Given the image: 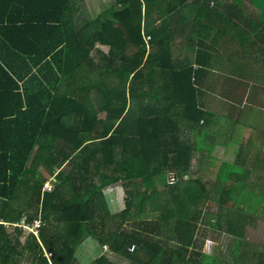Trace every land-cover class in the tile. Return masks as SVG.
Returning a JSON list of instances; mask_svg holds the SVG:
<instances>
[{"label": "trees", "instance_id": "1", "mask_svg": "<svg viewBox=\"0 0 264 264\" xmlns=\"http://www.w3.org/2000/svg\"><path fill=\"white\" fill-rule=\"evenodd\" d=\"M85 4L0 0V201L8 207L0 217L13 222L11 231L0 223V264H81L76 248L87 235L130 264H222L223 254L193 247L199 206L217 201L216 226L245 244L264 167L255 164L261 152L223 162L217 180L232 182L212 189L219 198L193 178L194 152L207 148L201 136L219 115L200 82L212 50L217 61L262 59L264 0H115L105 15L79 21ZM235 18L244 23L236 32ZM189 37L196 59L182 64L173 46ZM189 130L194 142L182 139ZM24 215L27 226L15 224ZM103 258L93 264H115ZM238 258L253 261L243 251Z\"/></svg>", "mask_w": 264, "mask_h": 264}, {"label": "rangeland", "instance_id": "2", "mask_svg": "<svg viewBox=\"0 0 264 264\" xmlns=\"http://www.w3.org/2000/svg\"><path fill=\"white\" fill-rule=\"evenodd\" d=\"M79 2L80 0H75L76 5ZM228 2H231V0H228ZM114 3H115V0H86L85 6L82 7L79 11H77V16L80 18L79 21H83L85 17L88 20L89 16L95 17L99 14L105 15L107 9L111 7ZM235 21L240 22L238 18H235ZM183 33L190 35V33L192 32L190 30H184ZM183 43H185L184 46L186 47H188V45H191V46L195 45L194 46L195 51L198 48V43L193 42V37H192V41L190 37L189 39H185V40L182 38H176L175 44L173 46V51L175 52L174 57L178 59L179 61H181L182 64H184L185 61L193 62L195 60V58L193 57L196 55H191V51H189V49L187 50L185 48V51H184V47H182ZM186 43L188 45H186ZM102 46L105 47V45L101 44L100 48ZM181 48H183V51L182 53H179ZM230 51H231V48L229 52ZM220 53L222 52L220 51ZM237 70H239V68ZM218 75H220L221 77L229 81H235V79H237L234 77H226L222 74H218ZM257 82L259 81H256L254 85H251V87H253L252 97H255L256 93L261 89L260 87H257L258 86ZM259 83H262V82H259ZM204 90H206V92L204 93L205 94L204 101L208 100L209 104H211V107H208V109L210 108L212 111L219 114L218 116L216 115L212 116L209 124L215 121H219L216 125L221 126L220 130L223 129L224 134L223 135L219 134L214 139L209 129L207 130L209 136H206V137L201 136V138H205L207 142L209 139H211L210 136H212L213 139H212V143L207 144L208 145L207 147L209 149L199 148L197 151L194 152V155L196 157L197 166L195 168L193 178L201 179V181L204 183L206 187V192L209 193L210 196L216 195V197L219 198V193L221 191L218 192L217 189H215V192H213L212 189L215 187L221 189V187H225V184L232 182V179H230L228 182H222V181L219 182L217 180L218 172L220 171L223 162L237 161V160H240L241 162L242 158L246 156L247 151L249 149H252V151H257V149H259L258 147H260L263 151V152L261 151V157H260L261 161H256L255 164H256L257 169H260V170L263 169L264 165L262 164V162L264 161V142L258 138H264V135H260L259 132L256 130V128L253 129L251 127L245 126L246 123H245L244 118L245 116L249 114L250 111H246L245 109H242V107L240 106L241 103L239 105L233 104L234 108L238 107L239 109H241L240 115L242 117L239 118L241 121L237 122L234 132H231V133L227 132L224 126H225L226 121L231 120L230 111L229 109H227L228 111H226L224 115L222 108L228 103H231L225 100L226 97L227 98H230V97H228L225 93H223L222 89H210L209 90V88H204ZM236 97L237 95H234L232 98L236 99ZM242 100H244V97L242 98ZM231 113H233V111ZM236 115L237 114L234 113L232 117H236ZM253 119L256 121L255 117H253ZM188 135L189 134L186 133V135L182 136V139L185 141L194 142L192 139H190L191 138L190 136L188 137ZM187 137L189 139H187ZM214 140H215V143L213 144ZM260 143H263V144H260ZM241 149H244L246 151L242 152ZM254 153H257V152H253V154ZM171 175L173 174H170V176ZM170 176L168 177V179L173 180L170 178ZM45 177H47L46 173H45ZM251 177L253 180L254 175ZM55 180L56 179L53 178V183H51L48 179V181L46 182V187H45L47 191H50L55 187V182H56ZM252 183L253 181L251 182L249 181L247 183L249 188H255L256 184H253L252 186ZM262 183H264V181H262ZM108 201H109V205H111L110 210L111 208H113L114 212H117L119 210L117 195L114 197L111 195L108 198ZM262 201L263 202L258 206L257 211L256 212L253 211V215H250V217L253 218V221L254 222L256 221V222H255V225L247 224L246 230L244 232V238L242 241L245 244H240V246H237V244L233 245L232 239L234 238V236L230 235V234H233L232 232L226 230L225 228L219 229L216 226L218 222L217 212L219 211L217 201L210 199L205 203L204 206L200 205L199 211H198L200 214H199L198 222L196 224V232H195L197 243L196 245L193 246L194 249L199 251L200 254H202L203 252L209 255L210 254H213V255L223 254V255H220L223 257V259L221 258L222 264H256L257 261L262 262V260H264V198L262 199ZM228 205H230V203H228ZM9 229L11 230L12 228L9 227ZM95 240L97 242L95 241L93 242L98 243V245L101 246V243L98 242V239L95 238ZM199 243H202V245L204 246L198 247ZM248 244L254 245L256 247L258 246V250L251 251L250 246H248ZM86 245H87V242L80 244L77 248L76 254L77 253L79 254V252H81V249H83V247H85ZM102 247L105 250V253L107 255L106 257L105 256L103 257L107 259L108 261L113 262L115 264L130 263L127 257L121 258L120 256H117L116 253L113 250H111L109 246L102 245L100 248L101 252H102ZM239 247L240 249L239 251H237ZM240 251H243V254L245 256H248V255L252 256L251 259L253 261L248 262V261H245L243 258H238V254ZM189 254L190 253L188 251L186 258L187 257L189 258ZM44 255H46V257L50 260V255H49L48 250L44 249ZM254 257H255V261H254ZM104 258L103 260L105 261ZM200 258H201L200 255L192 254V258L190 256L189 259L200 260ZM96 259L97 258L93 259L92 264L94 263ZM116 262H120V263H116ZM177 264H181V263H177Z\"/></svg>", "mask_w": 264, "mask_h": 264}, {"label": "crops", "instance_id": "3", "mask_svg": "<svg viewBox=\"0 0 264 264\" xmlns=\"http://www.w3.org/2000/svg\"><path fill=\"white\" fill-rule=\"evenodd\" d=\"M221 1H227V0H221ZM232 1V0H231ZM222 9V8H221ZM220 10V8H212L210 10V13L213 14V16H215L216 13H218ZM216 12V13H215ZM228 12H232V11H226L224 12V14L226 15ZM226 18V16H225ZM211 19H209L210 21ZM235 24L234 27V31L236 32V22L237 21H233ZM223 24H228L227 20L223 21ZM240 25H242L241 23H239ZM232 23L230 25V29H231ZM106 47V48H105ZM102 48L105 50L108 49L107 46H105ZM185 47L184 46V51H185ZM182 49H180L179 53H182ZM262 53V54H261ZM197 51L195 50H191V55H196ZM261 54L262 59L261 60H255L254 57L253 58H247L244 60H237V61H233L232 58H226L224 60H220L217 61V52L213 51L211 53H208L207 55L209 57H207V66H206V73L202 75V81L200 82V84L202 86H205V88H209L210 89H222V92L225 94H228L230 98H225L226 101L231 102L228 103L227 105H225L222 108V111L224 112V115L226 113V111H228L227 109H229L230 111V121H226L225 122V126L224 128L226 129L227 132H234V129L236 127L237 122H240L241 120L239 118H241L242 116L240 115V110L238 107L234 108L233 104L235 105H239L242 107V109H245L246 111H250L249 114L247 116H245L244 120H245V126L246 127H251V128H256V130L259 132L260 135H264V49H262V51H259L256 55ZM193 58L196 59V56H194ZM195 61V60H194ZM243 61V63H242ZM240 63V64H238ZM241 63L243 64L241 67ZM218 66V67H217ZM239 68V70H237ZM253 76L248 77L247 79L250 80H245L244 84H239L238 82L235 81H229L224 79L223 77H221L218 74H222L226 77H234V78H240V77H246L247 74H251ZM255 77V78H254ZM262 79L263 80H258V79ZM254 80H253V79ZM259 81L262 83H258L257 87H260L261 89L256 93L255 97H252L253 94V87H251V85H254L255 82ZM144 89L146 88V85L143 86ZM252 92V93H251ZM250 94V95H249ZM234 95H237L236 99L232 98ZM244 97V100H242V98ZM208 107H211V104H209L208 100L207 103ZM229 107V108H228ZM233 111V113H231ZM236 113V117H232V115ZM253 117L256 118V121L253 119ZM219 121H215L213 123H210L209 127H207V130L210 129L214 139L219 135H223L224 134V130H220L221 126L216 125ZM252 122V123H251ZM262 122V123H261ZM194 131L189 130L187 132L188 137L190 136L193 141L196 138V135L198 132L194 133ZM186 135V132L183 134V136ZM187 137V139H189ZM211 139L208 140L207 144L212 143V139L213 137L210 136ZM258 138V137H257ZM261 141L264 142V138H258ZM215 143V140L213 141V144ZM263 144V143H260ZM259 149H257V151H252V149H249L247 152H261L262 149L260 147H258ZM207 149H209L207 147ZM242 152H245L246 150L241 149ZM210 152V151H209ZM263 152V151H262ZM116 196V193L114 191L110 192V194L108 195V198L110 196ZM16 205H18V203H16ZM0 206L4 209V215L7 214V210L8 207L6 205L3 206V202L2 200L0 201ZM111 206V205H110ZM2 211V209H1ZM113 211V212H112ZM111 213H115L113 208H111ZM3 215V216H4ZM0 217V223L3 222L5 223V225L7 227H10V223L13 222H9V221H5V218ZM26 215H24L21 220L25 217ZM21 220H15L16 222H19ZM9 231H11L8 228ZM93 241L97 242L95 240V237L92 235H87L85 240L81 243L83 244L84 242H87V245L85 247H83V249H81V252H79V254H76V257L78 258L79 262L81 264H92L93 259L95 258H100L103 256H107L105 253V250L102 247V252L100 250L101 246L98 245V243H94ZM79 246V245H78ZM77 246V248H78ZM76 248V251H77ZM117 255V254H116ZM98 256V257H97ZM118 256V255H117ZM122 258V257H121ZM120 258V260H121ZM116 263H120V262H116ZM121 264V263H120ZM130 264V263H127Z\"/></svg>", "mask_w": 264, "mask_h": 264}, {"label": "built area", "instance_id": "4", "mask_svg": "<svg viewBox=\"0 0 264 264\" xmlns=\"http://www.w3.org/2000/svg\"><path fill=\"white\" fill-rule=\"evenodd\" d=\"M171 176H174V175H171ZM175 177V176H174ZM171 179H173V177H171ZM19 225H26L27 226V222H26V220H25V218H23L19 223H18ZM40 225H41V222H40V220L39 219H35L34 221H33V223H32V225H31V229H33L34 230V232L36 233V234H38V228L40 227ZM134 248L132 247V248H130V250H133ZM51 252H49V255L51 256Z\"/></svg>", "mask_w": 264, "mask_h": 264}, {"label": "clouds", "instance_id": "5", "mask_svg": "<svg viewBox=\"0 0 264 264\" xmlns=\"http://www.w3.org/2000/svg\"><path fill=\"white\" fill-rule=\"evenodd\" d=\"M19 222H20V221H19ZM19 222L15 223V224L19 225V224H18ZM36 235H37V234H36Z\"/></svg>", "mask_w": 264, "mask_h": 264}]
</instances>
